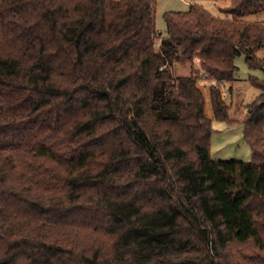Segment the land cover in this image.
<instances>
[{"label":"trees","instance_id":"obj_1","mask_svg":"<svg viewBox=\"0 0 264 264\" xmlns=\"http://www.w3.org/2000/svg\"><path fill=\"white\" fill-rule=\"evenodd\" d=\"M155 5L0 0V264H264V80L250 159L209 154L236 55L264 72V0L190 2L164 35Z\"/></svg>","mask_w":264,"mask_h":264},{"label":"rangeland","instance_id":"obj_2","mask_svg":"<svg viewBox=\"0 0 264 264\" xmlns=\"http://www.w3.org/2000/svg\"><path fill=\"white\" fill-rule=\"evenodd\" d=\"M190 2L200 4L211 14L218 17L223 16L219 11V7L229 4V0H156L155 26L157 31L161 35L165 34L164 12L186 10ZM256 54L258 58H261L264 55V47L258 49ZM234 63L237 67L234 73L235 80L231 83L230 90L224 86L221 88V97L229 105V118L235 121L227 123L224 120L212 118L209 154L212 159L248 161L251 152L249 145L242 138V120L247 113L248 103L258 94V89L251 84L249 76L264 80V72L258 67H248L243 54L236 55ZM193 65L198 68V59H194ZM189 71L190 63L176 64L173 68L175 74L184 75L188 74ZM199 85L202 86L205 97V113L211 117L212 110L207 92L208 84L199 81Z\"/></svg>","mask_w":264,"mask_h":264}]
</instances>
